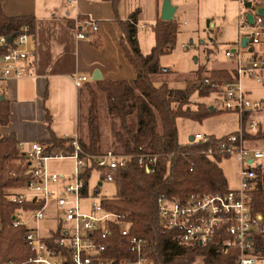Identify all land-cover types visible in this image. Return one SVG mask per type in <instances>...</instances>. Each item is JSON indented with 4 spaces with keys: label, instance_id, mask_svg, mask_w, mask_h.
<instances>
[{
    "label": "trees",
    "instance_id": "obj_1",
    "mask_svg": "<svg viewBox=\"0 0 264 264\" xmlns=\"http://www.w3.org/2000/svg\"><path fill=\"white\" fill-rule=\"evenodd\" d=\"M241 19L247 21L249 14L254 15L259 7H264V0H242ZM25 27L29 33L34 32V19L31 17H8L0 5V37L9 39L19 36ZM123 43H127L126 54L133 65L137 78L134 81H96L98 90L106 97V119L109 120L110 135L104 142L99 125L97 99L91 84H86L90 96L86 117V137L78 142L81 156H101L108 151L129 159L127 165L114 174L116 195L112 199H103V207L113 213L126 216L130 223V235L148 242L147 258L152 264H236L240 251L233 248L225 251L221 245L211 243L201 246L184 245L178 233L167 229L160 220L157 201L161 197L184 202L187 198L226 194L229 184L218 162L211 161L204 151L216 147L226 137L217 139L209 136L205 142L194 139L186 144L179 141L177 120L183 118L202 123L204 120L224 114L205 103H197L192 109L191 99L194 95L207 98L218 93L215 85L233 82L237 77L235 71L211 70L205 72L202 64L195 72L194 82L185 89H173L166 83L157 84L166 73L161 67V59L170 55L176 48L179 23L177 20L159 19L153 30L156 45L149 55H144L138 40L137 14L122 24ZM264 27V18L263 24ZM9 44L0 46V55L5 53ZM208 72V71H207ZM209 73V72H208ZM209 80L212 84L207 85ZM91 85V87H89ZM84 91V92H85ZM0 96V264H11L22 259L28 261L33 256L26 241L29 229L25 226L14 227L17 211L27 209L29 205H20L11 196L24 187L27 179L20 173L23 156L18 149L14 134L4 137L1 129L10 122V102L1 100ZM211 108L213 110H211ZM80 119V118H79ZM247 117H243L242 137L245 139L264 140V133L251 137L245 133ZM80 132V125H79ZM237 134V133H235ZM51 153L63 150L73 151L68 141L52 135L49 140L40 143ZM107 149V151H106ZM21 156V157H20ZM143 158L150 165L151 172L139 164ZM91 168L86 173L89 180ZM255 189L253 191V208L264 218V167L254 169ZM224 236V239H228ZM257 242L263 247L264 236ZM107 257L121 264L125 258H134L129 248V241L114 228Z\"/></svg>",
    "mask_w": 264,
    "mask_h": 264
},
{
    "label": "built area",
    "instance_id": "obj_2",
    "mask_svg": "<svg viewBox=\"0 0 264 264\" xmlns=\"http://www.w3.org/2000/svg\"><path fill=\"white\" fill-rule=\"evenodd\" d=\"M262 24L263 18L256 15L254 25L248 20L240 21V35L246 37L244 27H247L249 35H252L249 43L260 45L264 36ZM74 30L78 39L85 40L99 32V23L92 19L80 20L76 22ZM31 37L28 27L15 36L13 43L0 37V46L6 43L12 45L0 55V96L6 81L23 78L28 69L34 70L35 62L28 49ZM241 53V50H231L225 54L236 64L239 77L249 75L258 83H264V53L250 51V55H254L252 59L245 58ZM73 82L80 88L89 79L74 75ZM206 84L215 85L209 80ZM215 87L223 111L237 114L241 125L243 117H247V135L255 137L264 133V101L251 98L237 80ZM242 134L243 130H240L237 134L228 135L216 147L204 151L211 161L217 162L218 158H235L238 161L241 173L237 189H229L226 194L194 195L184 202L161 197L157 201L158 211L163 226L177 232L182 244L205 246L217 243L225 251L233 248L240 251L236 264H264L263 247L257 242L259 236H264V218L253 208L256 178V167L253 166L264 160V140L245 139ZM64 139L73 151L49 153L40 143H34L22 155L20 174L27 179V183L11 196L13 202L30 206L17 211L14 221V227L33 225L26 234L33 256L22 264H113L115 260L107 255L114 228H118L129 241L134 255V258L123 259L121 264H152L147 258L148 242L130 235L131 225L126 216L106 210L102 201L89 203L87 209L82 207V202L89 197L88 170H99L104 181L114 182L115 172L125 167L129 159L112 151L96 157H82L78 137ZM207 139L208 136L200 134L194 137L196 142ZM17 146L19 151L23 148V144L18 143ZM66 159L75 163L72 175L49 172V161ZM139 164L147 173L151 172L150 165L143 158ZM54 207L56 213L53 220L56 225L44 236L39 223L46 219L47 213L50 215ZM22 215L27 216L26 219L23 220ZM224 236L229 238L224 239Z\"/></svg>",
    "mask_w": 264,
    "mask_h": 264
},
{
    "label": "crops",
    "instance_id": "obj_3",
    "mask_svg": "<svg viewBox=\"0 0 264 264\" xmlns=\"http://www.w3.org/2000/svg\"><path fill=\"white\" fill-rule=\"evenodd\" d=\"M224 1L226 0H171L172 5L177 8L174 20H177L180 27L185 16L200 15L197 4H222ZM163 3L164 0H0L6 16H26L34 19V32L28 49L35 68L28 69L23 78L6 81L2 93V97L10 102L11 112L10 122L2 128V134L5 137L14 134L18 143L23 144L20 155L28 152L32 144L49 140L52 135L60 139L80 137V99L86 84L95 85L96 81H134L137 78L126 54L128 45L126 43L124 46L123 43L122 24L137 14L140 49L144 55H149L156 45L153 28L161 19ZM242 7L241 3L239 21H243ZM84 19L98 22L99 32L81 40L74 28L77 21ZM215 26L212 23L214 30ZM215 37L217 39V35ZM247 48H242L241 43L240 49ZM250 51L262 54L264 44L262 50L256 52L252 46L248 55ZM96 72L101 75V80H93ZM74 75L86 76L89 82L77 88L73 82ZM209 106L218 109L213 104ZM221 111L231 114L223 109ZM214 118H208L202 123L193 122L197 124L193 128H202L204 134L194 132L189 135L188 142L197 134L220 139L239 132L240 128L223 134L212 132L207 124ZM52 212L55 217V207ZM51 221L54 226L46 228L47 234L44 236L56 225L53 219ZM29 227L31 226L28 225L27 228Z\"/></svg>",
    "mask_w": 264,
    "mask_h": 264
},
{
    "label": "rangeland",
    "instance_id": "obj_4",
    "mask_svg": "<svg viewBox=\"0 0 264 264\" xmlns=\"http://www.w3.org/2000/svg\"><path fill=\"white\" fill-rule=\"evenodd\" d=\"M241 3L242 1L233 3L231 0H226L222 4H207L204 2L197 4V8L200 9V15L193 14L185 16L182 19L175 50L170 55H166L161 59V67L171 71V73L163 75L157 86L161 83H166L173 89H185L193 84L195 72L201 64L205 69L203 76L210 75V72H212L211 70L214 69L235 71L237 73L236 64L234 63L232 65L231 61L226 58L225 54L227 51L242 50L241 54H245V58L252 59L254 55H248V50L253 45L249 43L247 49H240L239 46V42L243 39V36L240 35L241 27L239 21V6ZM197 5H195V9ZM243 19L244 17H242V20ZM208 20H210V22ZM212 23L216 25V30L211 27ZM244 32L246 33V38L250 40L252 35H249V29L247 27H244ZM216 35L217 39L215 37ZM261 41L264 42V36L261 37ZM263 44L264 43L254 46L255 51L258 52L262 50ZM238 78H240L239 75L237 79ZM239 83L245 91L250 93L251 98L264 101V83H258L255 78L249 75L241 76ZM89 87H91V85ZM92 87L96 91L99 125L102 133H104L103 140L105 142L110 135V123L109 120L106 119L107 113L105 110L106 97L96 86L92 85ZM89 102L90 96L88 92L85 91L80 99L79 125L82 137H86V117L89 109ZM197 103H205L208 106L213 104L216 108L222 109L221 98L218 94H213L207 98H200L198 95H194L190 105L192 109H196ZM194 125L197 124H193V122L183 118L177 120L179 140L181 143L188 142L189 135L194 132L204 134L202 128L198 127L194 129ZM207 125L212 132L216 131L215 133L217 134L236 131L239 128L240 130L244 129L241 123V127L239 125L238 116L232 113L216 116L212 122ZM15 163L16 166L13 173L16 172L17 166H20V163H23V161L19 162L17 160ZM218 164L227 178L230 189H237L239 186V175L241 173V167L238 161L235 158H228L221 160ZM259 165H264V160L259 164H254L253 167ZM47 168L50 173L72 175L75 164L72 160H51L48 162ZM247 168L248 166H246V169ZM100 183H102L101 186H99ZM115 195L116 183L104 181L100 171L93 170L88 180L89 197L82 202V207L83 209H87L89 203L93 201L100 202L103 199H112ZM22 218L24 220L26 216L22 215ZM51 219H54V213L52 211L51 216H48L47 213L46 219L39 223L42 235L47 234L46 228L54 226V222H52ZM30 226L33 225L30 224ZM26 261V259H22L19 262L12 263L22 264Z\"/></svg>",
    "mask_w": 264,
    "mask_h": 264
},
{
    "label": "water",
    "instance_id": "obj_5",
    "mask_svg": "<svg viewBox=\"0 0 264 264\" xmlns=\"http://www.w3.org/2000/svg\"><path fill=\"white\" fill-rule=\"evenodd\" d=\"M176 11H177V8L172 5L171 0H164L163 7H162V13H161V19L164 21H169V22L173 21ZM255 15L264 18V7L257 8L255 11ZM254 18H255V16L252 14H249L247 17L248 22L251 25H254ZM14 38H15V36L10 37L8 39L9 43H13ZM249 42H250L249 39H247L246 37L243 38L241 40L242 48H247ZM101 79H102L101 75L98 72H96L94 74L93 80H101ZM3 99H4V97H1V100H3ZM211 110H213V109L211 108ZM191 141H193V138L191 139ZM101 185L102 184L100 183L99 186H101Z\"/></svg>",
    "mask_w": 264,
    "mask_h": 264
}]
</instances>
